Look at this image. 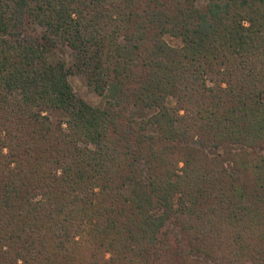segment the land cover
<instances>
[{
	"label": "trees",
	"instance_id": "1",
	"mask_svg": "<svg viewBox=\"0 0 264 264\" xmlns=\"http://www.w3.org/2000/svg\"><path fill=\"white\" fill-rule=\"evenodd\" d=\"M260 147L264 0H0V264H264Z\"/></svg>",
	"mask_w": 264,
	"mask_h": 264
},
{
	"label": "rangeland",
	"instance_id": "2",
	"mask_svg": "<svg viewBox=\"0 0 264 264\" xmlns=\"http://www.w3.org/2000/svg\"><path fill=\"white\" fill-rule=\"evenodd\" d=\"M166 40L173 46L182 45V41L180 40V38L173 37L171 35H167ZM63 53L65 54L67 63L71 64L73 60V51L68 47H64ZM69 80L74 90L87 102H89L91 105L95 107H103L108 99H114L119 92L118 87L112 84L104 94L100 95L87 85L86 78L82 74L71 75L69 77ZM131 114L136 117L146 115L144 111L142 110L140 111L134 108L131 110ZM50 115L53 119H58L64 116V114L60 111H52L50 112ZM194 143L203 147L202 143L198 140H195ZM207 150L211 155L217 154L221 151L214 148H208ZM257 151L264 154V147L258 148ZM229 166L231 168V165Z\"/></svg>",
	"mask_w": 264,
	"mask_h": 264
}]
</instances>
